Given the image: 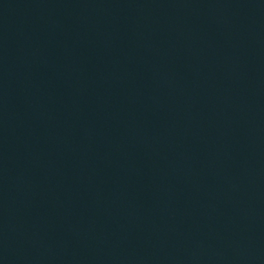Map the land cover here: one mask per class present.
<instances>
[{
  "label": "water",
  "instance_id": "water-1",
  "mask_svg": "<svg viewBox=\"0 0 264 264\" xmlns=\"http://www.w3.org/2000/svg\"><path fill=\"white\" fill-rule=\"evenodd\" d=\"M0 264H264V0H0Z\"/></svg>",
  "mask_w": 264,
  "mask_h": 264
}]
</instances>
